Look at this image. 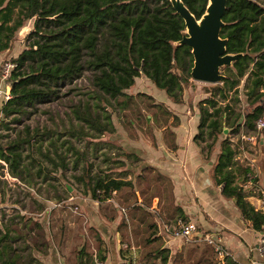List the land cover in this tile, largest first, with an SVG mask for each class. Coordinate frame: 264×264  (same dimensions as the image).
Wrapping results in <instances>:
<instances>
[{
	"label": "trees",
	"instance_id": "16d2710c",
	"mask_svg": "<svg viewBox=\"0 0 264 264\" xmlns=\"http://www.w3.org/2000/svg\"><path fill=\"white\" fill-rule=\"evenodd\" d=\"M182 1L199 17L208 0ZM30 19L28 42L12 58L16 65L7 79L10 97L0 99V264H34L37 252L47 253L49 201L80 209L70 196L104 202L124 185L135 189L136 178L144 177V168H136L143 160L139 154L106 137L117 130L113 112L123 114L130 108L133 96L127 90L137 76L145 75L174 102L191 104L185 97L193 57L189 45L175 44L184 20L169 0H0V51L11 48L16 32ZM222 19L226 51L240 55L222 67V80L212 83L208 95L196 103L199 124L194 140L209 155L224 134L213 179L242 207L238 197L244 190L235 172L251 168L235 160L229 134L241 128L255 130L264 114V0H226ZM85 75L92 88L82 90L74 84L62 91ZM241 81L249 110L237 107ZM70 90L86 98L69 103L66 116L44 124L23 121L40 104ZM138 95L157 107V113L143 115L145 121L167 127L178 123V116L152 95ZM124 124L134 126V119ZM10 192L14 198L8 204ZM245 205L252 226L261 230L264 212L248 201ZM178 216L187 220L179 207ZM151 239L152 235L147 241ZM205 244L207 253L199 264H237L228 256L223 263ZM85 249L86 242L77 251L78 264H84ZM128 251L119 249V264H133ZM169 256V248L161 247L135 264H154L157 259L167 264ZM97 257L105 258L100 248ZM92 259L85 257L90 264Z\"/></svg>",
	"mask_w": 264,
	"mask_h": 264
},
{
	"label": "crops",
	"instance_id": "0c3cea01",
	"mask_svg": "<svg viewBox=\"0 0 264 264\" xmlns=\"http://www.w3.org/2000/svg\"><path fill=\"white\" fill-rule=\"evenodd\" d=\"M138 81L145 87L149 86V79L142 74L135 78V90L133 85L127 91L145 92L137 88ZM197 88L201 91L186 92L185 98H191V104L185 101L174 102L167 94L168 100H162L145 92L152 95L156 102L163 103L170 111L175 106L185 105L189 114L180 116L172 111L179 118L177 124L170 127L166 124L156 125L161 136L158 140L154 131L153 140L148 139L151 152L142 156L138 151L128 149L143 159L138 167L139 170L144 168V177H138L136 189L124 185L115 191L113 198L104 202L85 197L82 203L76 201L78 196L75 195L74 201L79 204L80 212L69 206L51 205L47 215L51 244L47 253H36L37 261L34 264H78L77 251L84 242V264H90L85 261L86 255L92 256L95 264L99 248L105 254L102 264H119V249L124 246L128 247L127 255L131 254L133 264L138 259L141 261L147 253L161 247L170 250L167 264H199L200 259L207 253L203 252L206 246V241L202 238L204 235L219 239L225 254L220 255L212 245L211 247L223 263L228 256L237 264H264V253L259 250L261 230L252 226L245 205L248 201L264 212L261 197V192H264V140H260L259 149L256 148L255 136L252 134L243 136L245 146L236 145L234 136H229L236 150L235 160L243 166H250L253 172H235L236 181L244 190L238 197L242 205L240 207L235 199L221 192V186L215 184L213 179V167L222 138L218 139L216 149L209 155L194 140L199 124L196 103L203 98L202 92L209 93V86L206 88L200 85ZM137 139L133 140L136 142ZM142 139L145 138L141 137ZM164 195L168 198L169 206H165L160 212ZM178 207L182 209L187 221L197 225L192 240L174 236L166 229L177 218H181L178 216ZM152 223L156 226H150ZM146 231L148 235H152L150 241L145 240Z\"/></svg>",
	"mask_w": 264,
	"mask_h": 264
},
{
	"label": "rangeland",
	"instance_id": "374dc122",
	"mask_svg": "<svg viewBox=\"0 0 264 264\" xmlns=\"http://www.w3.org/2000/svg\"><path fill=\"white\" fill-rule=\"evenodd\" d=\"M260 1H263V0H260ZM32 25H33V19L27 20L25 22L24 26H22L16 32V36H15V39L13 41L11 48L4 50V51H0V68H1V66L5 60L12 59L26 46V44L28 42L27 33L32 28ZM1 83H2V85L4 84V82H1V80H0V84ZM74 84H77L82 90L92 88V85L90 84L89 79L85 75V76H82L81 78L76 79V81L73 84H69L66 87L62 88V91L63 92L68 91V88L70 86H73ZM211 84L212 83H207V82H202V81H197V80L192 79L191 83L187 86V92H190V93L194 92L195 93V90H200L199 88H197V86L202 85V86H205L207 88V86H210ZM148 85H149L148 87H145V85L143 83L141 84V82L138 81V87L137 88H141L145 92H149V93L153 94L154 96L158 97V99L168 100L166 93L163 89L156 87L150 80H149ZM135 88L136 87L134 85V90H135ZM134 90L132 92L133 97H132V101L130 103V108L126 109L123 114H121V113L119 114V112H113V120H114V123L117 127V130L114 134H107L106 137H108V138L111 137L113 139H117V141L119 140L120 142L123 143V145L126 147V149L136 150L139 153H141L143 156V154L145 155V154L151 152L150 147L148 146L149 145L148 139L153 140L154 131H155L156 135L158 136V140H159V138L161 136V132L156 129V127H157L156 125H159L157 122L145 121L143 118L144 114H147V116H149L150 114L157 113V107L150 105L152 100L149 99L147 96H145V95L139 96L138 95L139 92L134 91ZM75 92H76V90H70L68 94L61 96L60 98H58L55 101L40 104L39 105L40 109L37 110L36 112H33L30 115V117H28V118L23 117V119H24L23 121L29 122L31 125L44 124V123H51L53 119H59L60 116H66L65 111L68 109L69 103L77 100L79 98V96L86 98V95H77ZM240 93H241L242 100H241V102H239L240 104L238 103L239 106H237V107H240L244 110L251 109V106L247 103L245 96L243 94V82L242 81L240 84ZM207 95H208L207 93L202 92L201 98L205 97ZM154 100H156V99H154ZM173 109L174 110H172V111H174L176 114L178 113L180 116H182L185 113L189 114V111L185 105L175 106ZM262 116H264V114ZM165 117H167V116H165ZM128 118L134 119V124H135L134 126H126L124 124ZM170 120L173 122L172 117L170 118ZM226 131H228V130H226ZM250 134L255 136L254 142H255L256 148L260 149L261 148V147H259L260 146V140H264V128H258L257 126H256L255 130H248L246 128H241L238 133H234V134L231 133V134H229V136L230 135L234 136V139H235L234 142L236 145H240V146L244 145L245 146L246 142H245V140H244L245 138L243 136H248ZM139 136H141L142 138H145V139L141 140V137L139 139H137ZM223 137H224V134H221L219 136V138H223ZM135 138L137 139L136 142L133 140ZM135 175H137V173H135ZM10 181L14 182L12 178H10ZM136 181H138V178H136V180H135V189H136ZM72 189L69 191H72ZM12 195H14L13 191H12ZM87 197H89V196H87ZM11 198H14V197L11 196V192H10V195L8 196V200H7L8 204H10ZM69 198L71 200H75L76 196L73 195V196H70ZM85 199H86L85 197L83 198V197L78 196L76 198V201L78 200L79 202L81 201L83 203ZM162 201H164V204H163V206L160 207V212H162V210L165 208V206H169L168 198L166 195L162 196ZM48 204H49V211L52 208L51 205H53V204L54 205H61L60 203L52 201V200L49 201ZM63 206H69L73 210L75 209V211L80 212L79 209H77L73 206H70V205H63ZM48 224H49V222H48ZM146 233H147V231H146ZM150 235H148V233H147V237L145 238L146 241ZM122 248L126 249L128 247L124 246ZM137 262H139V259ZM153 263L159 264V260L157 259Z\"/></svg>",
	"mask_w": 264,
	"mask_h": 264
},
{
	"label": "water",
	"instance_id": "95a60500",
	"mask_svg": "<svg viewBox=\"0 0 264 264\" xmlns=\"http://www.w3.org/2000/svg\"><path fill=\"white\" fill-rule=\"evenodd\" d=\"M175 11L184 20L181 38L175 44L190 46L193 61L191 78L197 81L216 83L222 80V67L231 65L240 55L239 52H227V38L220 31L226 0H208L203 13L196 17L182 0H169ZM71 190V185H67Z\"/></svg>",
	"mask_w": 264,
	"mask_h": 264
},
{
	"label": "built area",
	"instance_id": "2783aa9c",
	"mask_svg": "<svg viewBox=\"0 0 264 264\" xmlns=\"http://www.w3.org/2000/svg\"><path fill=\"white\" fill-rule=\"evenodd\" d=\"M16 63L12 59L5 60L0 68V80L4 82L0 84V99L6 100L10 97V88L7 83V79L10 76L11 70L15 67ZM257 127L264 128V116L257 120ZM262 202L264 204V192H261ZM197 225L192 221H187L183 218H177L176 221L166 227L170 233L174 236H180L187 240H192L193 235L196 233ZM203 240L206 243L212 245V247L220 254H225V249L221 245L218 238L204 235ZM259 250L261 253H264V226L262 227L259 233ZM95 264H102V260L96 259Z\"/></svg>",
	"mask_w": 264,
	"mask_h": 264
}]
</instances>
